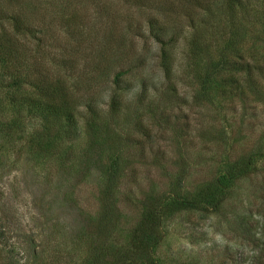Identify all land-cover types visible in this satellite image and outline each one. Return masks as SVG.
I'll list each match as a JSON object with an SVG mask.
<instances>
[{
	"label": "rangeland",
	"instance_id": "rangeland-1",
	"mask_svg": "<svg viewBox=\"0 0 264 264\" xmlns=\"http://www.w3.org/2000/svg\"><path fill=\"white\" fill-rule=\"evenodd\" d=\"M255 8L256 22L243 41L236 43L239 48L231 50L229 58L240 55L242 61L254 66L251 82L257 88L256 97L250 94L244 78L236 79L239 85L234 84L235 80L228 83L231 72L226 67L219 68L218 56L212 55L206 39L202 57L212 55L209 60L214 61L209 65L208 60H192L187 44L190 31L183 24L184 16L176 14L175 24L182 29L162 51L146 35L148 32L131 39L141 67L120 78L121 91L115 88L119 108L113 118L106 109L115 86L109 76L101 84L108 88L99 92L89 110H76L69 120L48 117L44 130L37 135L38 143L29 139L31 124L16 131L20 137L17 141L7 140L9 135L0 139V264L6 262L7 256H11V264H88L99 251L103 252L102 258L108 259L112 251L126 246L141 216L138 198L142 190L172 191L171 182L176 183L175 171L179 170L172 162L179 160V145L193 154L187 158L185 184L191 187L210 177L212 165L204 152L210 145L213 149L223 147L219 101L224 102L227 117L235 114L230 125L229 155L237 156L255 146L257 138L264 134V25L259 18L264 5ZM132 16L144 21L136 13ZM219 30L216 37L223 36ZM225 39L226 35L219 40ZM85 49L84 46L82 51ZM120 52L125 53V49ZM161 54L170 68L167 87L158 66ZM86 59L91 61L93 57L88 55ZM194 63L199 70L208 71L210 85L205 96L197 100L199 106L191 102ZM152 73L155 77L148 93H155L152 87L159 86L157 97L165 103V109H158V117L164 119L160 123L146 110L135 107V78L150 77ZM218 77H223V81L215 85ZM241 98L251 103L244 121L239 110ZM115 119L122 129L114 127ZM200 129L211 132L212 144L199 137ZM111 161H120L124 169L117 182L115 201L101 215L100 193L105 184L101 165ZM159 161L161 166L153 165ZM238 185L243 197H251L250 207H258L264 197V170L243 177ZM187 215L177 213L165 220V234L154 264H232L220 253L227 242L239 246V241L224 231L223 217L216 213L202 219L188 215L186 220Z\"/></svg>",
	"mask_w": 264,
	"mask_h": 264
},
{
	"label": "trees",
	"instance_id": "trees-1",
	"mask_svg": "<svg viewBox=\"0 0 264 264\" xmlns=\"http://www.w3.org/2000/svg\"><path fill=\"white\" fill-rule=\"evenodd\" d=\"M117 4L120 6L115 7ZM260 4L264 5V0H0V139L9 135L7 140L17 141L20 137L16 131L31 124L29 139H36L38 143L37 135L44 130L42 126L48 117L69 120L76 110H89L99 92L108 88L101 84L109 76L115 86L108 96L106 109L113 118L119 108L115 88L121 91L120 78L130 71L134 74V69L141 67L131 39L148 32L146 35L162 51L182 29L175 24L176 14L184 16L183 24L190 31L187 44L192 60H208L210 65L214 60L209 58L217 54L219 68L226 67L231 72L228 83L235 80L234 84L239 85V80L244 78L250 94L256 97L257 88L251 82L254 66L242 61L240 55L230 59L229 54L239 48L236 45L256 22L255 7ZM133 13L144 21L135 19ZM260 17L264 25V13ZM218 29L223 33L220 37H227L223 42L215 35ZM204 39L213 51L206 58L202 57ZM84 46L87 50L82 51ZM123 48L125 53L120 52ZM88 55L93 57L91 61L86 59ZM158 66L166 77L163 86L167 87L170 68L163 54ZM192 70L195 88L191 102L199 106L197 100L210 88L208 71L199 70L196 63L192 64ZM154 77L152 73L150 77L135 78V107L146 110L159 122L164 119L158 117V109H165V103L157 97L159 86L152 87L155 93H148ZM222 81L223 77H218L215 85ZM240 100L239 110L244 121L251 103ZM217 107L223 114V127L219 128L223 147L213 149L210 145L204 152L212 165L210 177L191 187L185 184L187 158L193 154L179 145V160L172 162L179 168L175 171L176 183L171 182L172 191L142 190L138 198L141 216L128 244L112 251L108 259L102 258L103 252L99 251L88 264H154L157 247L165 234V220L186 212L199 219L215 213L223 217L224 231L239 241V246L227 242L220 253L232 264H264V197L258 207L252 208L251 197H243L242 188H238L240 179L264 170V134L257 138L254 147L231 157L227 146L235 114L226 116L224 102L219 101ZM113 121L114 127H118L117 119ZM210 134L207 129L198 131L199 137L212 144ZM159 164L160 161L153 163ZM101 168L105 174L100 193L101 215H105L115 201L124 166L120 161H111ZM10 257L2 264H11ZM13 264L30 263L15 261Z\"/></svg>",
	"mask_w": 264,
	"mask_h": 264
}]
</instances>
